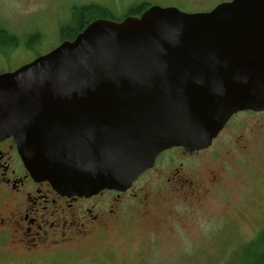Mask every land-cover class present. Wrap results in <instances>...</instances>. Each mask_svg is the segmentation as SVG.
I'll list each match as a JSON object with an SVG mask.
<instances>
[{
  "label": "water",
  "instance_id": "obj_1",
  "mask_svg": "<svg viewBox=\"0 0 264 264\" xmlns=\"http://www.w3.org/2000/svg\"><path fill=\"white\" fill-rule=\"evenodd\" d=\"M81 30L0 73V140L59 193L126 190L164 149H205L238 111L264 112V0Z\"/></svg>",
  "mask_w": 264,
  "mask_h": 264
},
{
  "label": "rangeland",
  "instance_id": "obj_2",
  "mask_svg": "<svg viewBox=\"0 0 264 264\" xmlns=\"http://www.w3.org/2000/svg\"><path fill=\"white\" fill-rule=\"evenodd\" d=\"M221 1L227 0H0V28L20 39L13 49L0 50V70L55 46L73 8L87 2L120 18L142 2L192 12ZM217 135L206 150L184 157L170 152L176 160L160 165L166 178L182 163L178 195H158L164 205L148 208V215L130 213L125 230L101 228L99 240L89 238L72 264H251L248 250L261 249L257 236L264 229V112L238 111ZM7 249L0 248V264H23L4 254Z\"/></svg>",
  "mask_w": 264,
  "mask_h": 264
},
{
  "label": "flooded vegetation",
  "instance_id": "obj_3",
  "mask_svg": "<svg viewBox=\"0 0 264 264\" xmlns=\"http://www.w3.org/2000/svg\"><path fill=\"white\" fill-rule=\"evenodd\" d=\"M90 3L98 5L94 2L83 5ZM79 32L71 38L59 37L55 46L31 56L27 62L65 40H72ZM19 40L17 38L14 45L1 46V52L13 49ZM12 69L0 70V73ZM206 149L193 152H186L182 147L164 149L156 156L153 166L143 171L126 190L103 189L90 196H69L56 191L48 181L31 177L13 137L4 138L0 140V248L9 247L4 254L23 264H37L48 259L59 261V264L80 261L78 255L82 245L89 238L99 240L101 228L105 230L109 224H114L125 230L130 213L148 215V208L164 205L157 199L164 197L158 195L167 192L171 193L169 198H174L184 188V176L179 174L182 163L173 168L170 177L163 178L160 165L164 162L169 167L171 161L176 160L170 158V152L184 157Z\"/></svg>",
  "mask_w": 264,
  "mask_h": 264
},
{
  "label": "trees",
  "instance_id": "obj_4",
  "mask_svg": "<svg viewBox=\"0 0 264 264\" xmlns=\"http://www.w3.org/2000/svg\"><path fill=\"white\" fill-rule=\"evenodd\" d=\"M149 5L146 3L139 4V6H135L127 11L126 14H139L144 9H146ZM124 14V15H126ZM73 19L69 24L60 30V34L62 38H71L75 35L76 32L81 31L93 18H110L113 20H120L124 17L115 18L111 16V11L103 6H99L93 3L87 5L75 6L72 11ZM18 36L15 33L8 32L6 28H0V48L1 46H9L14 45L17 41ZM34 38V37H33ZM264 228V227H263ZM259 235L257 239H261L262 247L258 250V252H254L252 250H248L251 257V264H264V229L259 231ZM256 239V238H255ZM254 239V240H255ZM253 240L250 242L252 243ZM251 245L246 243V245Z\"/></svg>",
  "mask_w": 264,
  "mask_h": 264
}]
</instances>
